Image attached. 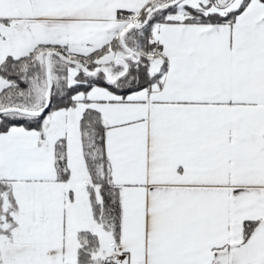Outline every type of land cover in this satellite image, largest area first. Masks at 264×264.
<instances>
[{"label":"snow or ice","instance_id":"obj_1","mask_svg":"<svg viewBox=\"0 0 264 264\" xmlns=\"http://www.w3.org/2000/svg\"><path fill=\"white\" fill-rule=\"evenodd\" d=\"M0 264H264V0H0Z\"/></svg>","mask_w":264,"mask_h":264}]
</instances>
